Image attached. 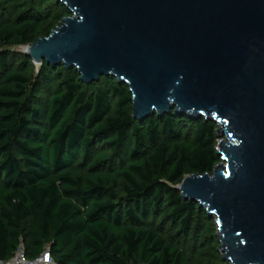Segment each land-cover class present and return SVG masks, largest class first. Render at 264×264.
Wrapping results in <instances>:
<instances>
[{
  "label": "trees",
  "instance_id": "trees-1",
  "mask_svg": "<svg viewBox=\"0 0 264 264\" xmlns=\"http://www.w3.org/2000/svg\"><path fill=\"white\" fill-rule=\"evenodd\" d=\"M25 2L0 0V47L53 31L51 15ZM33 63L0 51V260L26 239L28 258L50 247L56 264H184L147 221L167 212L189 237L204 210L175 187L218 165L217 124L175 111L139 122L127 85L103 77L88 86L45 62L34 78Z\"/></svg>",
  "mask_w": 264,
  "mask_h": 264
},
{
  "label": "water",
  "instance_id": "water-1",
  "mask_svg": "<svg viewBox=\"0 0 264 264\" xmlns=\"http://www.w3.org/2000/svg\"><path fill=\"white\" fill-rule=\"evenodd\" d=\"M56 2L70 16L25 55L127 85L139 122L216 123L221 162L175 190L215 218L224 262L264 264V0Z\"/></svg>",
  "mask_w": 264,
  "mask_h": 264
},
{
  "label": "rangeland",
  "instance_id": "rangeland-1",
  "mask_svg": "<svg viewBox=\"0 0 264 264\" xmlns=\"http://www.w3.org/2000/svg\"><path fill=\"white\" fill-rule=\"evenodd\" d=\"M36 1L38 2V0H26V7L37 8L36 6H41L43 11L51 15V20L47 26H49L52 30L61 26L64 18L69 17L66 13V7L58 5L56 0H39L40 5H36ZM6 6L7 8L11 7L9 4ZM41 35L42 37H47L46 27L41 32ZM25 47L26 46L0 47V51H7L19 59L25 55ZM32 67L34 78H37L42 66L33 63ZM45 100H48V97H45ZM182 125L185 131H190L191 128L188 121H184ZM220 162L221 160L219 159L218 164ZM192 174L193 173H188L187 176ZM181 182L182 180H180L176 186H178ZM122 196L123 193L120 192L119 197ZM166 213L167 212H164L159 218L149 219L147 224L162 234L168 241L176 243L183 250L184 264H227L224 262L222 254L219 251L221 243L217 237L218 228L215 218H210L205 210L202 212H196L189 237H183L178 234V226L169 221ZM25 241L26 239L23 244L26 247Z\"/></svg>",
  "mask_w": 264,
  "mask_h": 264
},
{
  "label": "built area",
  "instance_id": "built-area-1",
  "mask_svg": "<svg viewBox=\"0 0 264 264\" xmlns=\"http://www.w3.org/2000/svg\"><path fill=\"white\" fill-rule=\"evenodd\" d=\"M0 264H56L53 260L50 247H46L44 252L36 259H30L26 255V248L22 244L16 255L8 260H0Z\"/></svg>",
  "mask_w": 264,
  "mask_h": 264
},
{
  "label": "bare ground",
  "instance_id": "bare-ground-1",
  "mask_svg": "<svg viewBox=\"0 0 264 264\" xmlns=\"http://www.w3.org/2000/svg\"><path fill=\"white\" fill-rule=\"evenodd\" d=\"M26 50V48H24V51Z\"/></svg>",
  "mask_w": 264,
  "mask_h": 264
}]
</instances>
